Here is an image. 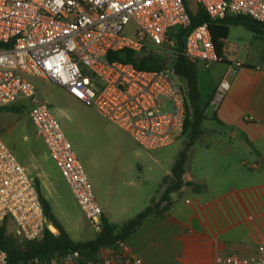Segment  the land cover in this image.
Here are the masks:
<instances>
[{
    "label": "built area",
    "instance_id": "2783aa9c",
    "mask_svg": "<svg viewBox=\"0 0 264 264\" xmlns=\"http://www.w3.org/2000/svg\"><path fill=\"white\" fill-rule=\"evenodd\" d=\"M187 1L0 0V110L17 103L22 108L23 100L31 105L29 118L37 135L96 233L102 230V207L71 142L31 80L64 88L147 151L171 145L182 136L186 121V91L175 70H139L109 55L148 50L163 54L168 62L181 55L205 69L222 62L206 22L187 33L181 50L166 47L174 28L190 26ZM194 2L211 21L246 16L264 24V0ZM238 66L232 67L234 73ZM229 88V82L219 83L211 102L214 109ZM6 219L23 240L42 239L46 228L57 233L46 219L34 179L0 136V226ZM118 247L113 256L88 264H148L131 255L126 242ZM0 264H8L2 249ZM59 264L82 263L73 255ZM215 264H264V245L255 254L219 257Z\"/></svg>",
    "mask_w": 264,
    "mask_h": 264
},
{
    "label": "rangeland",
    "instance_id": "374dc122",
    "mask_svg": "<svg viewBox=\"0 0 264 264\" xmlns=\"http://www.w3.org/2000/svg\"><path fill=\"white\" fill-rule=\"evenodd\" d=\"M187 2L190 10L195 13L197 5L194 0ZM132 29V26L128 28L129 34ZM247 34L244 27L233 26L230 47L234 42L247 43ZM172 64L170 62L168 68ZM197 70L203 84L200 89V104L203 106L208 100L211 77L216 74L213 69H205L201 65L197 66ZM31 82L37 89L40 100L50 105L53 115L71 142L100 205L102 201L115 207L138 194L152 195L159 200L173 183L172 168L183 156L195 180L210 182L214 179L226 189L236 187L232 196L226 194L218 197L212 208L205 209L198 203L200 215L204 219L211 216L216 221L219 219L220 223L232 225L231 237L245 238L264 245V169L253 172L249 169L250 166L232 164L234 160H215L210 156L208 149L218 139L214 130L220 127L212 110L208 109L209 118L202 124V135L193 140L188 135H182L169 146L147 151L129 134L100 115L94 107L75 100L64 88L40 79H32ZM21 104L26 106L20 108L17 103L15 108L18 109L0 110V136L32 178L39 181L42 194L48 198L55 214L68 230L72 234H76V230L78 233H89L78 238L87 240L93 236L94 230L81 213L69 186L59 177L60 172L53 160L46 158L48 151L29 118L31 105L26 100L21 101ZM253 128L255 143L249 146L245 144V147L252 152L259 150L261 161L264 159V129ZM253 128L243 129V132L251 137ZM252 162L253 160L250 161ZM187 189L171 194V199L176 200L174 208H185V199L194 198L193 194H184L189 193L190 189ZM238 199L242 201V208L238 206ZM221 201L223 203L220 207L217 204ZM171 213L176 214L175 211ZM194 224L198 225L197 222ZM13 230L14 227L11 226V231L14 232Z\"/></svg>",
    "mask_w": 264,
    "mask_h": 264
},
{
    "label": "crops",
    "instance_id": "0c3cea01",
    "mask_svg": "<svg viewBox=\"0 0 264 264\" xmlns=\"http://www.w3.org/2000/svg\"><path fill=\"white\" fill-rule=\"evenodd\" d=\"M247 31V37H249L247 43L234 42L231 48V43H229L232 33L231 27L225 42L224 61L213 64L209 69H213L216 74L211 77L212 83L208 89V99L212 98L211 102L221 81L229 82L230 88L224 94L217 109H214L210 102L209 110H212L220 127L214 130L218 139L208 150H210V156L215 160L220 158L231 159L234 160L232 164L250 166L249 169L256 172L260 168L264 169L259 161L262 155L259 150L252 152L245 147V144L249 146V143H255L253 141L256 139L253 127L264 129V30L261 29L258 34L248 29ZM236 63L239 66L234 73L232 67ZM202 85V81L198 77L199 91ZM249 128H253L250 133L251 137L243 132V129ZM46 158L51 159L48 152ZM251 160H253L252 163H250ZM184 170L182 179L185 183L192 182L197 185H204L205 189L201 192H195L184 186L178 190L179 192L188 188L190 189L189 193L184 192V194H193L194 198H186V206L182 209L174 208L176 200H171V207L164 217L147 221L135 235L126 241L129 253L142 258L148 264H215L219 257L232 254L241 256L255 254L258 246L262 244H255L245 238L231 237L232 225L220 223L218 222L219 219L216 221V218L213 219L211 216L204 219L197 208L198 203L205 209L212 208L218 197L226 194L232 196L236 187L226 189L224 185H220L214 179L210 182L204 179L195 180L186 162H184ZM58 174L62 179L60 173ZM53 179L56 180L55 177ZM56 182L59 184L58 180ZM46 199L48 200V198ZM129 200L115 207L101 201L103 218L109 223L121 224L135 217L153 201H158L152 195L145 196L142 194L135 195L133 199ZM222 203L223 201L217 205L221 207ZM241 204V199H238L240 208H242ZM52 211L55 214L53 208ZM171 211H175L176 214H172ZM81 213L83 214L82 211ZM55 216L65 227L73 241L83 242L95 238L96 232L94 231L93 236L89 239L79 240L80 236L89 235V233L84 231L78 233L76 230L77 233L72 234L57 214ZM194 222H197L198 225H195ZM118 251L119 247L105 249L99 254V259H107ZM60 262L61 260L53 261L56 264ZM116 264L128 263L126 260H120Z\"/></svg>",
    "mask_w": 264,
    "mask_h": 264
},
{
    "label": "trees",
    "instance_id": "16d2710c",
    "mask_svg": "<svg viewBox=\"0 0 264 264\" xmlns=\"http://www.w3.org/2000/svg\"><path fill=\"white\" fill-rule=\"evenodd\" d=\"M186 5L188 6L187 2ZM188 14L190 26L187 29L174 28L172 30L174 32L166 38L168 49L181 50L183 39L187 33L206 22L212 34L216 54L224 61L225 42L231 27L242 26L255 34L260 33L261 29L264 30V24L255 22L246 16L229 17L218 22L211 21L199 3H197L195 13L188 6ZM109 59L121 63H130L137 69L145 71L167 69L168 64L172 62V68L183 83L187 96L186 121L182 135H188L193 140L203 134L202 124L209 118L208 109L212 98L208 99L203 106L200 104L201 94L198 87L197 65L189 63L181 55L168 62L163 54L148 50L140 53L125 50L109 55ZM14 109L18 108L12 107V110ZM256 154L259 155L258 152ZM184 171L182 156L172 168L173 183L158 201H153L135 217L121 224H112L102 218L101 232L96 233L94 239L83 242H75L70 238L65 227L53 213L51 204L42 194L39 181L33 178L44 207L46 219L49 224L56 228L57 233L54 234L49 228H46L42 239L23 240L11 231V226L14 227L13 231H15V225L10 219H6L0 226V249L7 252L8 264H52L53 261L64 260L73 255H76L82 264L96 261L103 250L117 248L121 242H126L135 235L147 221L164 217L171 207L172 193L184 186L195 192H201L205 189L204 185H197L192 182L185 183L182 179Z\"/></svg>",
    "mask_w": 264,
    "mask_h": 264
},
{
    "label": "water",
    "instance_id": "95a60500",
    "mask_svg": "<svg viewBox=\"0 0 264 264\" xmlns=\"http://www.w3.org/2000/svg\"><path fill=\"white\" fill-rule=\"evenodd\" d=\"M261 165L264 167V159L260 161Z\"/></svg>",
    "mask_w": 264,
    "mask_h": 264
}]
</instances>
